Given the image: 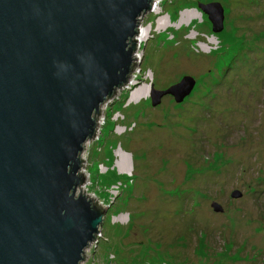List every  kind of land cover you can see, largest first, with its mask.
I'll use <instances>...</instances> for the list:
<instances>
[{"label":"rangeland","instance_id":"rangeland-1","mask_svg":"<svg viewBox=\"0 0 264 264\" xmlns=\"http://www.w3.org/2000/svg\"><path fill=\"white\" fill-rule=\"evenodd\" d=\"M211 3L219 33L200 7ZM159 8L142 13L149 38L132 39L139 58L80 155L77 195L107 211L81 264H264V0ZM187 75L183 102L152 106L153 87Z\"/></svg>","mask_w":264,"mask_h":264},{"label":"water","instance_id":"water-1","mask_svg":"<svg viewBox=\"0 0 264 264\" xmlns=\"http://www.w3.org/2000/svg\"><path fill=\"white\" fill-rule=\"evenodd\" d=\"M151 5L0 0V264H81L97 240L107 211L77 195L80 155L100 106L128 80L131 41ZM200 7L223 30L222 5ZM195 85L187 75L153 87L152 106L167 94L183 102Z\"/></svg>","mask_w":264,"mask_h":264},{"label":"bare ground","instance_id":"bare-ground-1","mask_svg":"<svg viewBox=\"0 0 264 264\" xmlns=\"http://www.w3.org/2000/svg\"><path fill=\"white\" fill-rule=\"evenodd\" d=\"M161 2H162V0H153V3L151 5V9L149 11H153V12H156L157 13L159 11V9H160L159 6H160ZM188 21L189 20H186V22H188ZM164 22H165L164 20H161V22L158 24L159 25V27H158V30L159 31H162L164 28L167 27V25L164 24ZM182 23H184L183 20L181 21V25H182ZM138 25H139V28H138V32L135 35V37L137 36L136 39H138V44H139L140 42H143V41L147 40L149 38L148 35H150V34H149V31L146 30L145 27H144V25H143L142 15L139 17V23H138ZM205 46L209 47L210 45H205ZM133 56H134V54H133ZM134 58L137 59L139 57H138V55L135 54ZM137 94L138 93H134L133 96L137 100H140L141 98H139Z\"/></svg>","mask_w":264,"mask_h":264}]
</instances>
